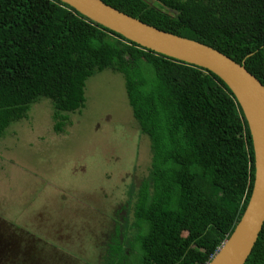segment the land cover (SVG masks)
Listing matches in <instances>:
<instances>
[{"label":"trees","instance_id":"16d2710c","mask_svg":"<svg viewBox=\"0 0 264 264\" xmlns=\"http://www.w3.org/2000/svg\"><path fill=\"white\" fill-rule=\"evenodd\" d=\"M103 1L219 50L264 84V0ZM103 71L123 75L126 107L151 156L130 188L135 237L126 263L206 264L233 233L255 180L250 128L230 88L60 0H0V140L42 101L65 132ZM245 264H264V225Z\"/></svg>","mask_w":264,"mask_h":264},{"label":"rangeland","instance_id":"374dc122","mask_svg":"<svg viewBox=\"0 0 264 264\" xmlns=\"http://www.w3.org/2000/svg\"><path fill=\"white\" fill-rule=\"evenodd\" d=\"M126 96L121 73L103 71L95 75L86 87V112L73 115L62 133L55 130L51 103L34 104V116L13 125L0 140V171H6L0 178V201L21 203L23 207L39 193L43 207H34L35 219L44 210L50 211L51 219V215L58 216L54 225L66 219V232L72 233L73 239L78 231L83 232L80 227L84 221L98 217L88 209L87 213L77 211L76 205L67 210L76 200L111 218V212L104 208L117 204L123 190L129 194L130 189L124 186L129 181L138 187L151 161L148 137L138 134L125 104ZM12 187L18 191H4ZM12 221H3L4 230L9 224L15 227ZM17 233L6 229L7 240L18 237ZM75 250L81 252L78 247Z\"/></svg>","mask_w":264,"mask_h":264},{"label":"water","instance_id":"95a60500","mask_svg":"<svg viewBox=\"0 0 264 264\" xmlns=\"http://www.w3.org/2000/svg\"><path fill=\"white\" fill-rule=\"evenodd\" d=\"M60 1L144 48L211 71L233 92L250 128L255 154V180L240 221L206 264H245L264 225V84L244 64L219 50L161 30L103 0Z\"/></svg>","mask_w":264,"mask_h":264},{"label":"flooded vegetation","instance_id":"af4514ba","mask_svg":"<svg viewBox=\"0 0 264 264\" xmlns=\"http://www.w3.org/2000/svg\"><path fill=\"white\" fill-rule=\"evenodd\" d=\"M80 153L81 151L77 155ZM78 159L81 162V158ZM5 172V169L0 171L1 179V176H6ZM129 182L130 184L124 185L128 189L131 188V181ZM6 190L4 191H18L15 187ZM122 192L117 204L104 208L111 212V218L101 212L92 211L93 209L86 206L83 201L76 200L67 210L76 205L77 211L83 210L87 213L88 209L89 213L91 211L93 216L98 214V217L96 220L84 221L80 227L83 232L78 231L75 239L72 233L68 235L66 232L69 226L66 219L65 221L61 219L57 225H54L53 223L59 218L51 215V219L48 210L46 212L44 210V214H40L38 220L35 219L34 207L36 209L43 207L39 203L40 199L37 196L39 193H34L23 207L21 203L18 205L0 201V264H131L126 262L132 259L133 250L130 243L135 237L131 233L134 223L131 211L133 197L130 190L129 194L124 190ZM11 205L14 208H11ZM55 207L60 212L64 211L57 205ZM10 214L14 217H10ZM5 220H13L15 227L9 224L6 229L18 231V237L7 240L6 229L3 228ZM9 227L13 228L10 230ZM31 242H34V245ZM76 247L80 248L81 252H77ZM27 252L33 254L24 256Z\"/></svg>","mask_w":264,"mask_h":264}]
</instances>
